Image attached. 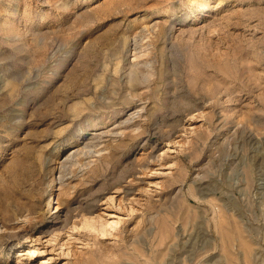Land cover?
Listing matches in <instances>:
<instances>
[{
    "label": "rangeland",
    "instance_id": "374dc122",
    "mask_svg": "<svg viewBox=\"0 0 264 264\" xmlns=\"http://www.w3.org/2000/svg\"><path fill=\"white\" fill-rule=\"evenodd\" d=\"M0 264H264V0H0Z\"/></svg>",
    "mask_w": 264,
    "mask_h": 264
},
{
    "label": "bare ground",
    "instance_id": "6f19581e",
    "mask_svg": "<svg viewBox=\"0 0 264 264\" xmlns=\"http://www.w3.org/2000/svg\"><path fill=\"white\" fill-rule=\"evenodd\" d=\"M55 209V208H54Z\"/></svg>",
    "mask_w": 264,
    "mask_h": 264
}]
</instances>
